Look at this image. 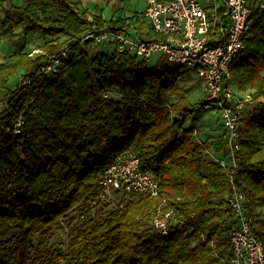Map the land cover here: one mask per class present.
Here are the masks:
<instances>
[{
  "label": "trees",
  "instance_id": "1",
  "mask_svg": "<svg viewBox=\"0 0 264 264\" xmlns=\"http://www.w3.org/2000/svg\"><path fill=\"white\" fill-rule=\"evenodd\" d=\"M23 2H0V23L43 41L0 64V264H230L231 181L264 250V6L229 65L230 83L256 99L241 112L234 170L218 162L227 157L224 128L210 140L193 124V111L208 109L205 95L190 101L195 86L183 83L181 64L163 54L149 64L128 50L90 53L84 36L105 25L99 15L88 18L77 0ZM124 21L108 25L125 29ZM137 36L161 38L149 23ZM54 59L55 70L42 69ZM124 149L155 175L157 196L98 198L100 170ZM167 208L162 234L152 220ZM58 227L64 248L50 243Z\"/></svg>",
  "mask_w": 264,
  "mask_h": 264
},
{
  "label": "built area",
  "instance_id": "2",
  "mask_svg": "<svg viewBox=\"0 0 264 264\" xmlns=\"http://www.w3.org/2000/svg\"><path fill=\"white\" fill-rule=\"evenodd\" d=\"M144 16L160 39L128 35L117 24L103 25L88 32L90 43L114 44L117 51L128 50L148 59L165 55L167 60L185 65L202 80L204 108L218 112L222 121L227 157L218 159L222 166L235 163L238 149V124L242 110L254 102L251 92H241L231 82L229 65L243 48L242 36L255 8L264 0H143ZM57 60L42 66L55 70ZM213 156V155H212ZM232 183L228 197L236 220L230 231V264H264L261 240L254 234L248 215L246 195ZM100 200H112L116 191L158 195L155 175L141 168L139 157L129 149L118 151L98 174ZM170 208L159 210L152 225L165 234L172 221Z\"/></svg>",
  "mask_w": 264,
  "mask_h": 264
},
{
  "label": "rangeland",
  "instance_id": "3",
  "mask_svg": "<svg viewBox=\"0 0 264 264\" xmlns=\"http://www.w3.org/2000/svg\"><path fill=\"white\" fill-rule=\"evenodd\" d=\"M2 4L9 5V4H15V5H22L24 2L23 0H0ZM79 3V0H77ZM141 6V4L139 5ZM80 7V6H79ZM1 17L3 16V12L0 11ZM43 41L41 36L39 35H34V34H24L20 31V28L17 27L13 31H9L4 25L0 23V64L7 63L11 60V58L20 50L23 49L25 52H29L30 54H34L37 52L38 45ZM101 49H106L107 47H115L114 44H107V43H99ZM110 48V50H111ZM114 49V48H113ZM158 56H152L151 58L148 59L149 64H154L155 61L157 60ZM183 70H185V74L183 77V83L187 84H193L195 87H193L189 94L188 97L190 101L196 105L197 102L201 101V99L204 96V89L202 86V80L196 75V73L187 68L185 65H183ZM21 70H17L15 73L10 75L8 79V84L7 88L12 89L14 88L17 83H18V77H19V72ZM6 90H0V98L5 94ZM256 102V99H254V102L252 104L247 105L248 109H251ZM3 102L0 101V109L2 108ZM199 105H197L196 108H198ZM201 110V109H200ZM205 110V109H204ZM198 111L194 110L192 113V117L196 116ZM209 113L212 114H218L215 110H209ZM216 112V113H215ZM191 116L187 119L186 121V126L191 125ZM212 156V154H211ZM237 167V162L235 160V163L232 165V169L235 170ZM226 168V167H225ZM67 242V236L62 228H56L54 230V233L51 237L50 243L54 247H61L64 248Z\"/></svg>",
  "mask_w": 264,
  "mask_h": 264
},
{
  "label": "crops",
  "instance_id": "4",
  "mask_svg": "<svg viewBox=\"0 0 264 264\" xmlns=\"http://www.w3.org/2000/svg\"><path fill=\"white\" fill-rule=\"evenodd\" d=\"M140 4L141 6H139ZM78 5L86 11L88 18L99 15L105 25L115 20L125 19V31L132 37L138 34V27L141 24L143 26L148 24L144 16L145 3L143 0H79ZM110 48L101 49L99 43H90L89 45L90 53H95L98 50L111 51L114 47L112 46L111 50ZM246 109L248 108L246 107ZM193 124L200 128L204 137H208L210 140L221 139L223 127L216 114L209 113L208 110H201L197 113Z\"/></svg>",
  "mask_w": 264,
  "mask_h": 264
}]
</instances>
